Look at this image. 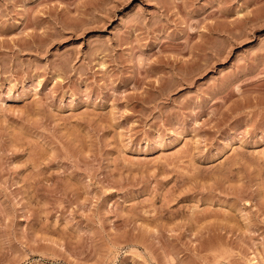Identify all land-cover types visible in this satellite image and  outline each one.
<instances>
[{
  "label": "rangeland",
  "instance_id": "obj_1",
  "mask_svg": "<svg viewBox=\"0 0 264 264\" xmlns=\"http://www.w3.org/2000/svg\"><path fill=\"white\" fill-rule=\"evenodd\" d=\"M0 264H264V0H0Z\"/></svg>",
  "mask_w": 264,
  "mask_h": 264
}]
</instances>
